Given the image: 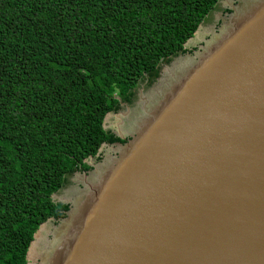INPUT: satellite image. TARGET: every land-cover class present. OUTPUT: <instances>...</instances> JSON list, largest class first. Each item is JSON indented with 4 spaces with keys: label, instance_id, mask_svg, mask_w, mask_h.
<instances>
[{
    "label": "water",
    "instance_id": "water-1",
    "mask_svg": "<svg viewBox=\"0 0 264 264\" xmlns=\"http://www.w3.org/2000/svg\"><path fill=\"white\" fill-rule=\"evenodd\" d=\"M227 9L188 52L198 25L147 93L105 114L102 128L124 142L102 143L101 160L88 157L91 169L74 173L80 186L58 201L51 195L68 209L39 225L27 264H42L31 258L42 227L51 220L53 230L77 209L53 264H264V0ZM184 57L194 58L187 71L165 75ZM161 81H170L162 96L140 104ZM70 190L87 196L84 205L64 198Z\"/></svg>",
    "mask_w": 264,
    "mask_h": 264
},
{
    "label": "trees",
    "instance_id": "trees-1",
    "mask_svg": "<svg viewBox=\"0 0 264 264\" xmlns=\"http://www.w3.org/2000/svg\"><path fill=\"white\" fill-rule=\"evenodd\" d=\"M216 2L0 0V264H27L39 225L68 209L51 195L124 142L105 114L187 52Z\"/></svg>",
    "mask_w": 264,
    "mask_h": 264
},
{
    "label": "bare ground",
    "instance_id": "bare-ground-1",
    "mask_svg": "<svg viewBox=\"0 0 264 264\" xmlns=\"http://www.w3.org/2000/svg\"><path fill=\"white\" fill-rule=\"evenodd\" d=\"M193 64H194V58L192 57L179 58L173 62L172 68H167L164 70V72H165V75H168L169 73L172 72L174 77L179 78ZM168 82L161 81L160 84L152 90V94L149 97H146V99H145V96L141 97L140 104L143 101L144 102L146 101V103L148 102L149 104H151V103H154L156 100H158V98L162 96L163 94L162 90L165 89V87H167ZM155 95H156V98H154ZM137 112L139 111L137 110ZM117 125L119 129L124 130L123 129L124 125L120 124V121H117ZM69 192L70 193L66 194L64 198H68V199L73 198V200L75 199V202H79L80 205H84V203L86 202L87 196L82 197L77 190H73V191L70 190ZM79 218H80V214L77 209V211L72 215V217L67 222L62 223L60 226L55 227L53 230H51L50 224L44 225L42 227L41 233L37 236L38 241L36 245L34 246V248H32L31 258H34V257L42 258V264H53V262L55 263L58 262L62 253L65 251V249L67 248L68 244L71 241L72 234H73V231H71V229L73 228L72 224L73 223L78 224L80 220ZM48 234L53 235L52 240H49L47 238ZM56 249L59 250L58 253L56 252Z\"/></svg>",
    "mask_w": 264,
    "mask_h": 264
},
{
    "label": "rangeland",
    "instance_id": "rangeland-1",
    "mask_svg": "<svg viewBox=\"0 0 264 264\" xmlns=\"http://www.w3.org/2000/svg\"><path fill=\"white\" fill-rule=\"evenodd\" d=\"M225 1L227 3L228 0H218V3L215 5V7L208 13V15L204 18L203 22H202V26L200 29V36L199 37H195L193 40L189 41V44L186 46V49H188L189 51H191L192 49H194V46H198L200 45L201 42V38L204 37L205 39L208 38V35L206 34L207 30L212 28L213 26H217L218 22H217V16L219 14H222L223 9H225L227 7V5L225 4ZM201 37V38H200ZM149 86L146 85L145 81H141L139 82V84L137 85V87L135 88V95L140 93H147L149 90ZM134 100L136 101V96H134ZM132 105H130L129 107H132ZM110 122H113V117H109L108 120H106L105 126L107 129H112L113 126H110ZM106 147H103V149L101 150V156L103 155L104 151H105ZM99 154V155H100ZM85 162H91V160L86 159ZM93 162L95 161V157L93 158ZM77 186H80V183L77 182L76 180V176L73 174L71 176L67 177V181L66 183L62 186V188L59 189L58 192H56L53 196L55 201H58L59 198H61L62 196L65 195V192L69 189L75 188ZM70 192H68L67 194H69ZM51 223V220H49L47 222ZM51 237L48 236V239H50ZM29 264H33L31 261H28Z\"/></svg>",
    "mask_w": 264,
    "mask_h": 264
},
{
    "label": "flooded vegetation",
    "instance_id": "flooded-vegetation-1",
    "mask_svg": "<svg viewBox=\"0 0 264 264\" xmlns=\"http://www.w3.org/2000/svg\"><path fill=\"white\" fill-rule=\"evenodd\" d=\"M231 1H233V0H228L227 3L225 1V4L227 5V7L225 9H223L222 14H224L225 12H228V9L227 8H228V6H229V4H230ZM217 26H218V24H217ZM191 51L188 50V52H191ZM99 156H101V154Z\"/></svg>",
    "mask_w": 264,
    "mask_h": 264
}]
</instances>
